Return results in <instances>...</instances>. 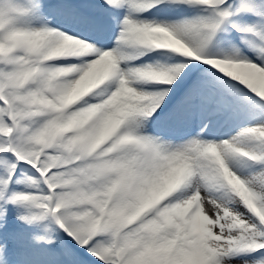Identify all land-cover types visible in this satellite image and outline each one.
Segmentation results:
<instances>
[{"label": "snow or ice", "instance_id": "obj_1", "mask_svg": "<svg viewBox=\"0 0 264 264\" xmlns=\"http://www.w3.org/2000/svg\"><path fill=\"white\" fill-rule=\"evenodd\" d=\"M0 264H264V0H0Z\"/></svg>", "mask_w": 264, "mask_h": 264}]
</instances>
